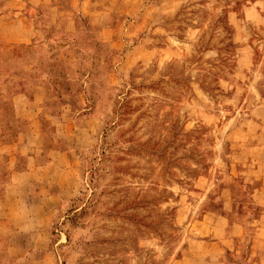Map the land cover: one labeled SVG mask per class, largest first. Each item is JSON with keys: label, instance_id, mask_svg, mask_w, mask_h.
<instances>
[{"label": "rangeland", "instance_id": "374dc122", "mask_svg": "<svg viewBox=\"0 0 264 264\" xmlns=\"http://www.w3.org/2000/svg\"><path fill=\"white\" fill-rule=\"evenodd\" d=\"M230 263L264 264V0H0V264Z\"/></svg>", "mask_w": 264, "mask_h": 264}, {"label": "crops", "instance_id": "0c3cea01", "mask_svg": "<svg viewBox=\"0 0 264 264\" xmlns=\"http://www.w3.org/2000/svg\"><path fill=\"white\" fill-rule=\"evenodd\" d=\"M232 235L235 236V234L234 233L230 234V250L232 249V247L234 246V243H235L234 237H232ZM230 264H235V263H230Z\"/></svg>", "mask_w": 264, "mask_h": 264}]
</instances>
